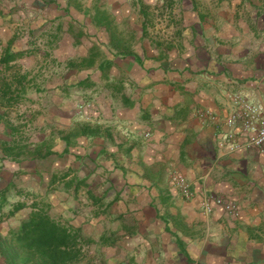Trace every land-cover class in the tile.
Returning a JSON list of instances; mask_svg holds the SVG:
<instances>
[{
    "label": "crops",
    "instance_id": "obj_1",
    "mask_svg": "<svg viewBox=\"0 0 264 264\" xmlns=\"http://www.w3.org/2000/svg\"><path fill=\"white\" fill-rule=\"evenodd\" d=\"M138 1L0 0V53L33 80L0 124V191L78 230L73 264H264V154L223 139L229 95L264 114V0H159L155 24ZM125 21L133 41L112 32ZM211 194L239 215L203 212Z\"/></svg>",
    "mask_w": 264,
    "mask_h": 264
},
{
    "label": "trees",
    "instance_id": "obj_2",
    "mask_svg": "<svg viewBox=\"0 0 264 264\" xmlns=\"http://www.w3.org/2000/svg\"><path fill=\"white\" fill-rule=\"evenodd\" d=\"M23 57V52L11 51L8 47L0 53V124L8 122L7 111L24 100L32 86L30 73L23 71L18 63ZM13 131L21 134L19 129ZM8 150L16 157L21 152L15 151H22V147L14 143ZM26 207L29 212L19 226L6 235L0 234L2 264H73L79 260L87 241L78 230L54 219L44 202L28 206L25 202L11 204L6 191H0V223Z\"/></svg>",
    "mask_w": 264,
    "mask_h": 264
},
{
    "label": "built area",
    "instance_id": "obj_3",
    "mask_svg": "<svg viewBox=\"0 0 264 264\" xmlns=\"http://www.w3.org/2000/svg\"><path fill=\"white\" fill-rule=\"evenodd\" d=\"M228 99L230 111L226 116V124L233 131L224 136V141L229 142L233 139L236 131L246 137L248 148L264 154V114L262 108L239 94L229 95ZM173 179L175 187L182 191L183 196L190 198L192 194L188 191V185L183 177L175 175ZM214 206L222 208L225 213L233 217L239 215L238 207L222 197L211 194L203 198L201 202L203 212H211Z\"/></svg>",
    "mask_w": 264,
    "mask_h": 264
},
{
    "label": "rangeland",
    "instance_id": "obj_4",
    "mask_svg": "<svg viewBox=\"0 0 264 264\" xmlns=\"http://www.w3.org/2000/svg\"><path fill=\"white\" fill-rule=\"evenodd\" d=\"M138 4L140 5V9L143 8L145 12L151 13V18H152L154 24L155 23H158L157 19L159 17L162 18V16L165 17V16L169 15L172 12V10H173L172 7H174V5L173 4H170L169 1H168V4L161 3V5H160L159 0H151L150 5H144L143 2H142V0H140V1H138ZM101 7L104 9V11H107V12H110V10H111L110 5L109 6L106 5V3H103L101 5ZM113 26H115V25H113ZM113 28H115V30ZM111 29H112V32L114 34L116 33L118 37H121V38H124V39L127 38V37H130V34H131L130 40L133 41V35H132V33H130V31H131L130 29L131 28L127 25V21L123 22L122 25L117 26V27H112L111 26ZM112 32L110 30V33L111 34H113ZM160 35L163 38H167V39L169 38V36H171V34H167L166 32H163V33L161 32ZM160 35L159 34H154L153 36L159 38ZM7 112H8V114H7L8 115V119H14V120L16 118L20 119L21 116H22V115H18V109H17V111L16 110L14 111V109H13V110H10V111L8 110ZM24 119L25 118H22L21 121H24L25 122ZM22 124L20 123V126ZM23 125H25V124H23ZM24 129L25 128H23V127L21 128L22 132L25 131ZM87 245L88 244H85L83 246V248H82V249H84V253H87L89 251V248H86Z\"/></svg>",
    "mask_w": 264,
    "mask_h": 264
}]
</instances>
